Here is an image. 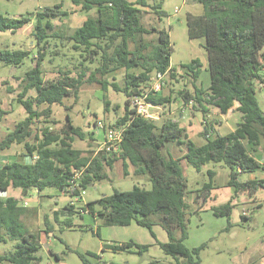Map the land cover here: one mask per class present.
<instances>
[{"label": "trees", "instance_id": "obj_1", "mask_svg": "<svg viewBox=\"0 0 264 264\" xmlns=\"http://www.w3.org/2000/svg\"><path fill=\"white\" fill-rule=\"evenodd\" d=\"M70 1L78 10L86 13L93 10L94 13L88 14L67 34L55 29L53 22L68 14L62 10V3L45 6L20 17L0 13V31L15 33L33 22L32 36L35 38L30 49L0 50V60L10 67L20 66L28 56L32 62L23 75L22 90L17 97L25 116L0 139V155L12 144H19L29 159L28 162L14 160L0 164V241L6 238L17 240L12 251L0 254V263L38 264L41 260L38 234L27 229L23 222L25 216L36 211L23 206L16 197H2L1 193L14 188L19 189L21 196H27L32 189L40 192L46 187H54L74 197L79 193L78 189H70L74 182L85 189L92 182L107 178L104 165L112 168L116 160H121L124 175L128 174L127 166L130 164L133 175L145 176L151 182V188L135 185L127 191L114 189L111 194L79 207L69 203L63 208L64 213L81 216V211L85 210L96 214L105 224L119 226L135 222L147 228L153 237L151 227L158 223L168 240L156 242L165 254L174 259L173 264H200L199 253L206 243L194 248H187L183 243L188 237L186 211L189 204L186 199L191 191L187 187L181 161L197 171L210 162L223 163L228 167L225 185L232 188L233 194L226 202L212 208L215 216H229L237 195L253 196L264 183L263 179L240 178L244 172L259 167L264 169L252 153L264 141V111L256 98L257 81L264 83V0H194L202 5L203 12L186 16L188 37L203 41L209 82L204 84L200 80V63L198 59H192L181 64L185 71H190L192 91L184 87L177 94L184 106L193 105L204 113L213 105L225 114L237 103L235 110L240 114L235 128L225 134L217 130L220 120H209L202 115L203 122L197 132L203 140L200 144L189 138L179 121L164 117L165 113L155 122L130 108V97L143 92L153 73H162L164 78L177 77V69L169 63L168 31L157 27L148 29L142 22V11L138 6H147L146 0ZM158 7L152 5L160 18L165 13ZM151 30L157 33L156 44L144 40V35ZM55 38L68 41L71 50L77 52L79 71L73 74L70 69L58 68L55 75L44 76L42 65L49 51L48 45L51 40L56 41ZM55 54L58 55L57 50H52V55ZM86 62L95 63L89 72ZM120 68L124 69L123 83L110 82L107 75ZM85 82L97 83L103 91L111 86L115 91L122 90L126 96L123 114L111 123L114 127L123 128L117 151L107 154L99 151L92 158L85 157L80 149L73 147V141L84 139L85 134L71 123L68 116L61 128L56 130L52 127L57 121L52 115L51 105L62 104L65 95L76 96ZM31 91L33 93L29 94ZM174 99L176 97L172 94L162 92H150L145 97L147 102L163 108ZM104 100L108 111L109 101L105 95ZM2 113L6 112L0 106V117ZM168 141L175 143L183 153L174 156L165 145ZM207 174L209 180L196 192L198 199H205L212 188L214 170L207 169ZM258 206L260 202L255 207ZM241 217L247 218L248 215L241 214ZM65 223L68 226L72 224L68 218ZM50 231L48 226L45 232ZM110 247L114 251L134 248L142 253L149 244L129 240L110 244ZM89 256L95 261L79 254L86 264H116L99 261L98 254ZM259 264H264V254L263 262Z\"/></svg>", "mask_w": 264, "mask_h": 264}, {"label": "rangeland", "instance_id": "obj_2", "mask_svg": "<svg viewBox=\"0 0 264 264\" xmlns=\"http://www.w3.org/2000/svg\"><path fill=\"white\" fill-rule=\"evenodd\" d=\"M135 2L136 0H128ZM147 6H138L142 11V22L148 28H165L170 40V66L177 69L176 79L165 77L161 89L163 94H172L176 99L167 107L157 109L166 118L179 121L186 128L191 139L196 143L203 140L197 135L202 124V115L207 119L220 120L217 130L220 134H225L233 130L240 120V114L234 106L226 113L209 106L207 112L190 104L184 106L182 99L177 94L181 88H188L192 91L190 84V71H185L181 64L189 63L192 59H198L200 66V80L204 84L209 82L207 71V53L203 47L201 38L190 39L187 35L186 16L187 14H201L202 5L194 0H146ZM55 3H62V10L68 14L62 19H55V29L62 33H70L73 28L80 25L88 14H93L78 10L72 5L70 0H0V13L8 17H20L45 6H52ZM159 5L158 10L165 14L160 18L155 13L152 5ZM33 22L25 25L15 33L9 30L0 31V50L2 49H30L35 38L32 36ZM51 40L48 45L47 56L43 63L44 76L55 75L58 68L70 69L73 72L79 71L78 62L80 58L77 52H73L70 43L66 40ZM144 40L157 43V33L150 31L144 35ZM56 42V43H55ZM35 49V48H32ZM52 50H57L58 55H52ZM35 53V51H34ZM51 57V60L49 59ZM35 58V55H34ZM87 72L93 69L95 63L86 62ZM32 66L31 57H26L18 67H10L0 60V106L6 113L0 117V139L10 131L14 124L25 116L23 107L17 102L18 93L22 90V78ZM264 72V69H263ZM74 74V73H73ZM124 69L120 68L110 72L107 79L110 82L123 83ZM199 84V82L197 83ZM31 91L29 94H32ZM105 99L109 101L108 111L105 109ZM256 98L260 107L264 111V83L257 81ZM126 96L122 90L115 91L111 86L103 91L97 83H83L75 96L65 95L62 104H52V115L56 123L52 125L54 129H59L70 118L73 125L78 126L85 134V139H75V146L82 148L87 156L93 155L97 142L103 139V129H97L93 124L96 121L113 123L120 117L124 110ZM118 106V107H117ZM42 107V106H41ZM161 119V118H160ZM191 123V125H190ZM43 125V123H39ZM89 135L96 139L92 140ZM174 155H181L179 147L171 141L165 144ZM249 150L251 147L247 145ZM15 148V149H14ZM166 148V147H165ZM253 155L264 164V141L259 147H255ZM20 148L13 147L8 155H15ZM164 152L165 150L162 149ZM13 158L8 157L11 161ZM184 175L187 179V187L191 191L187 197L191 207L186 211L188 222V237L183 241L187 248H194L206 243L200 250V264H259L263 262L264 254V189L259 188L252 198L239 194L235 198L234 206L229 216H215L208 205H219L226 202L232 194H228L226 189L219 190L215 199L210 203H205L199 214H195L194 202H200L201 198L196 197V192L204 182L209 180L207 168L215 170L216 174L212 181L215 186L221 185L228 178L229 169L223 163H207L200 171L192 165L182 161ZM124 175L122 161L116 162L112 168L106 167L108 178L94 181L87 185L81 199L75 200L68 193L59 191L54 187H46L42 191L32 189L27 196L20 199L26 201V207L36 211L35 214L23 218L27 229L38 234L41 248L38 252L41 260L38 264H86L79 257L83 254L93 261L89 255L98 254L101 262H113L116 264H173L174 259L165 254L157 242L167 240L164 229L157 223L152 227L155 235L153 237L149 230L135 223L127 226L116 224H105L96 214L83 213L80 216L75 213L71 216L64 213L63 208L74 200L75 207H79L90 201H96L104 195L111 194L114 189L127 191L137 185L145 189L151 188V182L143 175ZM241 179H263L264 169L262 167L240 174ZM231 189V188H229ZM232 191V189L230 190ZM9 195H19V191L10 188ZM2 194L1 196H5ZM217 197V198H216ZM197 200L194 201V199ZM193 200V201H192ZM260 202V206L255 207ZM96 205V204H95ZM95 208H98L96 206ZM79 210V209H76ZM57 213V215H56ZM247 214V218L241 214ZM70 219L72 224L66 225L65 220ZM51 228L49 233L45 230ZM133 240L142 244H149V248L142 253H138L134 248L114 251L110 244L127 242ZM17 240L6 238L0 241V254H7L13 250ZM157 241V242H156ZM0 264H7L2 262Z\"/></svg>", "mask_w": 264, "mask_h": 264}, {"label": "built area", "instance_id": "obj_3", "mask_svg": "<svg viewBox=\"0 0 264 264\" xmlns=\"http://www.w3.org/2000/svg\"><path fill=\"white\" fill-rule=\"evenodd\" d=\"M164 83V75L162 73H153L150 77L149 84L143 88V92L140 94L133 95L130 97V108L134 110V112L144 118L150 119L152 121H159L161 118L160 112L157 111L159 106L154 105L145 100L147 93H157L161 92L162 86ZM95 127L97 129L101 128L104 131L103 139L100 142V151L104 153H111L117 151L119 147V143L122 138V130L121 127H114L110 123H106L105 121H96ZM78 176V174H77ZM71 190H79V193L75 195L73 198L75 200L81 199V195L84 193V189L80 188L77 183H73L70 186ZM262 189H264V183L262 184ZM70 204H74V200L70 201ZM22 205H26L24 201ZM86 213V211H81ZM245 214V213H243Z\"/></svg>", "mask_w": 264, "mask_h": 264}, {"label": "crops", "instance_id": "obj_4", "mask_svg": "<svg viewBox=\"0 0 264 264\" xmlns=\"http://www.w3.org/2000/svg\"><path fill=\"white\" fill-rule=\"evenodd\" d=\"M44 106V105H43ZM226 114V113H225ZM190 125H191V123H190ZM189 135V134H188ZM91 138H92V140H95L96 141V139L93 137V135H91L90 136ZM189 138H190V136H189ZM85 139V138H84ZM84 139H80V140H84ZM193 140V139H192ZM74 142H75V140L73 141V147H75V148H78V149H80L81 151H82V155H84L85 157H88V158H92L93 156H95L100 150H99V148H100V143L99 142H97V144H98V146H97V148H95V150H94V154L93 155H90V156H87V154H85V152H84V150L82 149V148H79L77 145L75 146V144H76V142H75V144H74ZM202 143V142H201ZM197 144H200V143H197ZM13 147H18V148H20L18 151V153H16L15 155H8V154H6L7 152H9V151H11L12 150V148ZM178 147V146H177ZM15 149V148H14ZM178 150L180 151V152H182L183 153V151L181 150V149H179L178 148ZM23 149H22V146L21 145H19V144H12L11 145V147L9 148V149H7V150H5V151H3L2 153H1V155H0V164H2V163H4V162H12V161H14V160H16V161H18V162H28L29 161V159L23 154ZM171 152V151H170ZM172 153V152H171ZM106 154V153H105ZM173 154V153H172ZM104 155V154H103ZM174 155V154H173ZM105 156V155H104ZM174 156H180V155H174ZM8 157H11V158H13L14 157V159L13 160H11V161H9L8 160ZM118 161H121V160H116L114 163H113V165L116 163V162H118ZM183 161V160H182ZM182 161H181V164H182ZM206 165V164H205ZM204 165V166H205ZM262 165H264V164H262ZM131 165L129 164L128 166H127V172L129 173L130 171H129V167H130ZM107 166H105L104 165V167H103V171L107 174V172L105 171V168H106ZM113 167V166H112ZM132 167V166H131ZM207 169H212V168H207ZM212 170H214V169H212ZM132 171H133V167L131 168V173H132ZM133 174V173H132ZM216 174V172H215V170H214V175ZM213 175V176H214ZM107 178H108V174H107ZM228 179V178H227ZM227 179L225 180V183L223 182L221 185H217V186H215L214 184H213V181H212V188H210V190H209V192L206 194V198L205 199H201L200 200V202L198 203V202H194L193 204H194V206H193V208H195V211H194V213L195 214H199V212H201V211H204V210H201V208L204 206V204L205 203H210V201L211 200H214L215 199V196H216V194H219V190H223L224 191V188L226 189V192L230 195V194H233V190L232 191H230L232 188L231 187H227L225 184H226V181H227ZM229 188H231V189H229ZM10 189V188H9ZM8 189V190H9ZM8 190H7V192H8ZM18 191H19V189H17ZM7 192H5V193H1V195L2 194H6V195H9V194H7ZM5 195V196H6ZM29 195V194H28ZM242 195H246V196H248L247 194H242ZM11 196H13V197H16L17 199H19V201L21 202V204L25 201V200H21L20 199V197H21V194H20V191H19V195L17 196L16 194H13V195H11ZM232 196V195H231ZM2 197H4V196H2ZM248 197H250V198H252L253 196H248ZM217 198V197H216ZM187 201H188V199H186ZM195 200H197V198H195L194 199V201ZM193 201V200H192ZM26 202V201H25ZM188 204H189V207H191L192 206V204H190L189 202H188ZM23 206H25V205H23ZM214 206H216V205H214V204H212L211 205V203H210V205H208V207H209V209L208 210H210L211 212H212V208L214 207ZM188 207V208H189ZM188 210V209H187ZM132 223H135V222H131L129 225H131ZM136 224V223H135ZM154 226V224L152 225V227ZM151 227V228H152ZM166 233V232H165ZM167 240H168V237H167ZM166 240V241H167ZM166 241H162V242H166ZM161 242V241H160ZM123 243V242H122ZM116 244H121V243H116ZM95 260H93L92 262H94ZM97 261V260H96Z\"/></svg>", "mask_w": 264, "mask_h": 264}]
</instances>
